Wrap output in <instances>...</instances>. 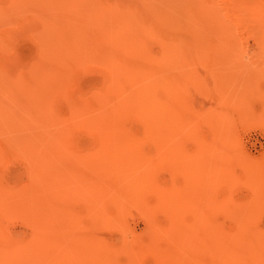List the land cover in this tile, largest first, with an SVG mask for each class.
Wrapping results in <instances>:
<instances>
[{"label":"rangeland","instance_id":"374dc122","mask_svg":"<svg viewBox=\"0 0 264 264\" xmlns=\"http://www.w3.org/2000/svg\"><path fill=\"white\" fill-rule=\"evenodd\" d=\"M121 8L134 9L127 11L134 12L131 23L152 17L159 29L147 39L149 26L138 25L143 51L156 53L159 44H165L179 53L180 64L166 61L152 71L167 85L160 96L172 120L190 125L188 136L171 135L168 155L146 140L142 147L139 144L141 149L104 148L99 145L100 132L91 126L103 115L96 98L105 86L121 82L130 88L136 83L120 79L114 68L120 60H139L130 49L133 45L125 44L132 37L126 34L123 42L115 24L109 23L113 20H105L106 11L119 14ZM62 11L72 20L87 16L94 24L90 28H97L82 40V51L78 46L63 53L55 30V18ZM161 32L168 36L167 43ZM69 112L78 118L70 119ZM126 128L124 133L143 130L137 120ZM53 133H66L65 140L45 141ZM50 142L58 147H50ZM49 147L53 159L46 153ZM137 160L146 163L139 166ZM127 161L137 167L112 173L114 166L128 165ZM145 167L151 173L144 178L151 181H142L156 185H135ZM262 169L264 0H80L67 8L61 0H0L4 254L10 256L14 245L30 241L36 226L49 220L47 240L55 244L47 252L51 264H208L209 253L200 247L206 244L208 229L255 233L264 228V212L253 218L240 210L256 194L250 179L264 175ZM32 174L44 180L36 181ZM26 193L41 196L33 203L37 213L15 203ZM223 202L237 206V218L226 214L220 207ZM176 219L180 224L174 227ZM185 228L193 230L186 244L190 246L178 255L175 236L182 235L179 230L188 234ZM260 255L264 261V249Z\"/></svg>","mask_w":264,"mask_h":264},{"label":"bare ground","instance_id":"6f19581e","mask_svg":"<svg viewBox=\"0 0 264 264\" xmlns=\"http://www.w3.org/2000/svg\"><path fill=\"white\" fill-rule=\"evenodd\" d=\"M61 1L63 4H65L67 8V7H70V4L79 3L80 0H61ZM122 9L123 8L119 10V14H115V13L108 14V12L106 11L107 16L105 20L106 22H108L109 20H113V21H110L109 23L115 24L114 27L116 28L115 30L116 35L121 36V39L123 42H124V36L126 34L132 37V40H129V41L125 40V44L133 45L130 49H132L136 53V56L139 58V60L136 61V59H134L128 62L120 60L119 65L115 64L114 68L115 70H117L118 74L121 76L120 79H124V81L126 82L134 81L136 83L133 86L131 85L130 88L127 87L125 84H122L121 82H116V83L108 84L107 86H105L103 94H101V96H97L96 98L97 101L100 103V105L102 104L101 106H103V110H102L104 111L103 115L98 117V119H96L95 121H93L91 123V126H92V129L94 127L95 131L97 130L100 132L98 133L100 135L99 139L101 140L99 144L100 146H103V147L104 145L106 147L112 146L113 149L118 148L119 151H121L124 148H127V149L129 148L133 150V148L138 147V149H141L139 147V144H141V147H142L144 140H146V141H153L154 143H156L158 146H160L159 152L161 151L164 154L168 155L170 152L168 151V149L172 147L170 146L172 144L171 135H173L174 133L175 134L181 133V134H184V137L188 136L190 125L187 124L185 121L178 123V121L172 120L174 117L170 115L168 105L162 103V99L160 96V91L162 92V88L167 90V85L162 84V81H160L161 77L159 76V74L155 76L154 73H152V71H153L154 66H160L161 64L164 65V62L166 61L168 63L171 62L174 64H180L181 61H179L180 60L179 53L177 50L171 52L165 46V44L163 45L159 44L161 45L159 47L160 50H157L156 53L150 52L151 50H149V52L148 51L146 52L145 51L146 49H144L143 51L141 49L142 40L140 39L141 37L139 36L138 31H137L138 25L146 24V26H149L150 34L148 31H146V35H145V38L147 37V39L151 36V34H155V32L159 33V29L155 27L154 22L152 21L153 19L152 17H151L152 19L146 17L141 22H139V20H136L137 23L135 22L131 23L130 19L132 18V15L134 14V12L128 13L127 11L128 10L133 11L134 9L129 8L127 10L124 8V11ZM97 11L98 9H95L92 12L97 14ZM58 14L59 16L55 18V20H58V25H56L55 30L57 31L56 35H57L58 41L61 43V46L63 44L62 46L63 49L61 48L63 53L70 51V49L78 48V46H79L78 49L82 51V44H83L82 40L86 41L87 38L89 37V33H91V31H93L96 28V27L90 28L91 25H94L92 23V20H89V23H90L89 25V23L86 21L87 16L81 17V15H79L78 17H74L72 20L71 17H68L65 11H62V13L58 12ZM69 31L71 32L66 37V34ZM160 34L161 36L164 35L165 43H167L168 36H165V34H163L162 32ZM176 42L178 43L179 40H176ZM122 46H124V44ZM157 47L158 46H156L155 49H159ZM127 49L129 48L127 47ZM183 74H185V72H183ZM138 81H142V82H138ZM68 116L72 120L78 118V116L76 115V112H69ZM134 120L141 122L142 127H143L141 134L136 131H132V129L130 133L129 131H127L129 134H127V132L124 133L125 128L128 126V124L133 123ZM193 125L194 124H191V127ZM98 134H95V137H98L96 136ZM65 135L66 133L59 135V136L58 134L53 133L52 136L51 135L47 136L45 138V141H49L52 139L65 140ZM51 143L53 144L55 142H50L49 144L50 147H51ZM50 147L48 148V150L52 149ZM52 147L56 148L58 146L57 145L54 146L53 144ZM206 149L207 148H205V150ZM100 151H103V150H100ZM167 151L168 153H165ZM50 152L51 150L47 151L46 153L47 155H49L50 158L53 159L54 156L51 157ZM108 152H109V149H108ZM134 152L135 150L133 151V153ZM178 152H180V150H177V153ZM196 155L201 156L200 154H196ZM50 160L51 159H49L48 161ZM141 160H139V162L137 160L138 163L135 162V164L142 166V164H139V163H143ZM48 161H43V162L49 163ZM52 162L54 161H50V163ZM130 163H128V165L123 164L125 165L124 167L122 164H121L122 167H120L119 164L116 165L118 166L117 168L115 166L114 168L111 166H108V167L113 168L112 173L116 171L117 173L118 171L120 172V170H117L120 168H123L121 170H124V169L130 170L131 167H137L135 166V164L131 165ZM127 166L128 168H126ZM104 167H107V165H105ZM39 169L44 170V168H39ZM134 169L139 170V167L138 169L137 168H134ZM144 169H145L144 171L146 172L145 173L143 171L145 175L142 173L141 175L142 177L137 178L135 185H138V183H140L142 180L144 181L145 180L144 176H147V174L151 173V172H148L147 167H145ZM37 170L38 169H35V171ZM221 171H222V174H224L223 168L221 169ZM130 172L135 173L134 171H130ZM260 172L264 174V171H260ZM38 173L41 174L42 172L41 171L39 172L38 170ZM36 174L37 173L35 172V175ZM42 174L41 176H43ZM33 175L34 174H32V176ZM201 176H204V174H201ZM148 177L150 178V175H148ZM255 177H251L250 180L252 183L251 185H255V187L257 188V192L256 194H254V197L250 203L241 205L240 207L241 212L244 215H246V217H253V218H255L254 216H256L258 212H264V175H260L256 179ZM35 178L36 177H34V179ZM202 178L204 180L208 179L207 176L202 177ZM138 179H139V182H138ZM42 180H37L36 178V181L41 182ZM147 180L149 179L146 177L145 182H147ZM143 181L141 183L142 185L144 183ZM44 182L45 181H43V183L41 184L46 185V183ZM47 182L49 181L47 180ZM149 183L151 182H148V184ZM148 184H145V185H148ZM151 185H156V182L151 183ZM27 194L28 193L23 194L24 196L16 197L17 202L15 203H18L20 205L23 204L24 209L26 211H29V213L30 211H34L35 213H37V211L33 209L34 208L33 203L37 199L40 201L41 196L32 197V196H29L30 194L29 195ZM163 206L165 210L169 211L170 207L167 204H164ZM220 207H222L225 210L226 214H228L229 216H233L234 218H237V215H235L236 213H238V210L236 209L237 206L230 208L229 206L225 205V202H223L220 205ZM174 209L176 210V208ZM48 210L50 211L49 208ZM179 210L181 209L179 208L178 211ZM238 216L240 217L241 215L238 214ZM31 217H34V215L33 216L31 215ZM178 219H176V221L174 222V227L179 226L180 221H178ZM31 220L33 219L31 218ZM50 225H51V222L48 220L46 221L45 224L36 226V233H34L33 238L30 241H28L26 244L14 245L12 248V251L9 252L10 256L7 254H4L0 250V264H14V262H11L9 258H15L17 260L15 264H51V260L49 259L47 252H49L50 247L54 246L55 244L54 245L53 243L50 245L48 244L47 236L50 230L49 228ZM188 230L189 229H186V231L189 234V235L186 234L187 236L183 234L185 231L182 233V231L179 230V232H181L182 234L179 237V239H177L178 236H175L176 234L175 232H174L175 234L172 233L175 237H177L175 238L176 240L175 243H177V245H175V247L173 246V249L175 250L176 253H178V255L186 254V250H187L186 248L190 246V244L189 245H186V244L188 243V241L189 242L191 241L190 239H188V237L190 236L191 231L193 232V230L192 229L191 231H188ZM206 235H207L205 236L207 237V239H205L206 244L204 243L205 246L201 245L200 247L203 250L205 247V252L209 253L208 261H210V263L208 264H264V261H262L261 255H260L261 250L264 249V228H262V230L260 231L257 229L255 233L254 231L253 233H250V232L228 233L223 230L219 231L212 227L208 229V232ZM191 252L193 253L195 252V250H192L188 253L190 254ZM193 255H195V253ZM210 255L212 256L211 260H210V257H211ZM177 261L178 263L180 262L179 258Z\"/></svg>","mask_w":264,"mask_h":264}]
</instances>
